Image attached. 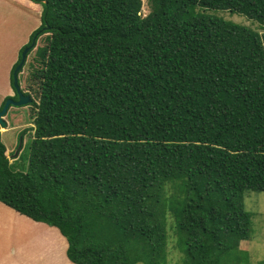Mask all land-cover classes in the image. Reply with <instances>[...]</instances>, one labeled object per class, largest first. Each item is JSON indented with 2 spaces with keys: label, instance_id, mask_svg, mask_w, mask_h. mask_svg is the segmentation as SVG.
<instances>
[{
  "label": "trees",
  "instance_id": "trees-1",
  "mask_svg": "<svg viewBox=\"0 0 264 264\" xmlns=\"http://www.w3.org/2000/svg\"><path fill=\"white\" fill-rule=\"evenodd\" d=\"M26 1L43 8L27 46L47 43L27 91L19 72L34 126L15 161L0 130V202L57 227L76 264H167L170 240L183 264H243L245 199L264 191V32L219 12L264 28V0Z\"/></svg>",
  "mask_w": 264,
  "mask_h": 264
},
{
  "label": "rangeland",
  "instance_id": "rangeland-1",
  "mask_svg": "<svg viewBox=\"0 0 264 264\" xmlns=\"http://www.w3.org/2000/svg\"><path fill=\"white\" fill-rule=\"evenodd\" d=\"M22 2H19V0H0V108L7 97L13 98L11 96L16 94L12 84L13 66L19 59L21 50L29 46L27 44L33 31L42 23L43 8L32 4L29 7V3L26 0ZM143 3V13L146 14L149 11L148 0H143ZM219 13L226 18L264 32L263 27L244 15L232 14L228 11ZM46 35L39 37L38 46H43L47 43ZM38 46L29 53L27 63L20 73V82L24 91H27L30 83L29 76L32 71L30 64L34 61ZM32 94L34 97L37 96L35 91ZM32 116L31 105L17 108L11 107L4 116L7 126L1 127L0 130L11 161L17 159L20 134L26 128L34 126ZM33 136L34 129H30L25 134V146ZM21 162L24 168L28 165L27 158H24ZM245 205L253 213V226L250 236L240 240L243 264H261L262 262L264 264V191H249L245 199ZM34 223L39 226L36 225L34 227ZM42 224H45L46 232L41 231L36 235V228L39 227L41 229ZM33 228L35 231L32 233ZM57 239H59L60 243ZM64 239L66 237L62 235L57 227L35 221L17 212L4 202H0V264H48V261L52 264L48 253L52 252V246L54 245L60 251V253L58 252V259L63 256L66 262L76 264L69 259L67 252H64L65 244L62 242ZM185 255V251L177 246L174 240H170L167 264H183Z\"/></svg>",
  "mask_w": 264,
  "mask_h": 264
},
{
  "label": "water",
  "instance_id": "water-1",
  "mask_svg": "<svg viewBox=\"0 0 264 264\" xmlns=\"http://www.w3.org/2000/svg\"><path fill=\"white\" fill-rule=\"evenodd\" d=\"M36 40L32 42L28 47H26L22 51V58L19 64L16 66L14 70V86L16 93L18 94V98H8L5 102L4 107L0 110V126L1 127H6L7 126V121L4 118V115L8 112L9 108L11 105H16V106H22L26 105L30 102H32V97L29 94H25L21 86L19 84V72L22 70L26 60H27V55L30 52V50L35 46Z\"/></svg>",
  "mask_w": 264,
  "mask_h": 264
},
{
  "label": "crops",
  "instance_id": "crops-1",
  "mask_svg": "<svg viewBox=\"0 0 264 264\" xmlns=\"http://www.w3.org/2000/svg\"><path fill=\"white\" fill-rule=\"evenodd\" d=\"M7 205V204H6ZM10 207V206H9ZM12 208V207H11ZM15 210V209H14ZM18 212V211H17ZM20 213V212H19ZM5 214H7V213H5ZM24 215V214H23ZM37 224L36 223H34V227L36 226ZM60 235V234H59ZM44 240V239H43ZM47 240V239H46ZM45 241V240H44ZM57 241L59 242V239H57ZM65 241V242H64ZM64 241H62L63 242V244H65V247H64V252H67V247H68V245H67V241H66V239H64ZM54 243V242H53ZM60 243V242H59ZM59 249V248H58ZM57 249V246L56 245H54V246H52V252H49L48 253V255L50 256V262H52V264H66V263H68V264H73V263H71V262H66L64 259H63V256H62V258L60 257L61 256V254H60V258L58 259V252L60 253V251ZM65 255V254H64ZM67 258V257H66ZM64 260V261H63ZM64 262V263H63ZM48 264H50L49 263V261H48Z\"/></svg>",
  "mask_w": 264,
  "mask_h": 264
},
{
  "label": "bare ground",
  "instance_id": "bare-ground-1",
  "mask_svg": "<svg viewBox=\"0 0 264 264\" xmlns=\"http://www.w3.org/2000/svg\"><path fill=\"white\" fill-rule=\"evenodd\" d=\"M45 223V222H44ZM37 226H39L38 224H37ZM36 227V226H35ZM49 227V226H48ZM41 229H39V227H37L36 228V235L37 234H39V232H41V231H45L46 232V227H45V224H42L41 225V227H40ZM33 230V231H32ZM32 230H30V231H32V233L35 231V229L33 228ZM64 261V260H63ZM66 264H68V263H66Z\"/></svg>",
  "mask_w": 264,
  "mask_h": 264
}]
</instances>
